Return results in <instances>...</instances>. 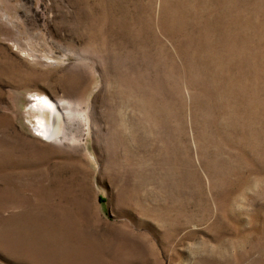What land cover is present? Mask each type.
<instances>
[{
  "label": "rangeland",
  "instance_id": "374dc122",
  "mask_svg": "<svg viewBox=\"0 0 264 264\" xmlns=\"http://www.w3.org/2000/svg\"><path fill=\"white\" fill-rule=\"evenodd\" d=\"M0 264H264V0H0Z\"/></svg>",
  "mask_w": 264,
  "mask_h": 264
},
{
  "label": "bare ground",
  "instance_id": "6f19581e",
  "mask_svg": "<svg viewBox=\"0 0 264 264\" xmlns=\"http://www.w3.org/2000/svg\"><path fill=\"white\" fill-rule=\"evenodd\" d=\"M43 105H45V106L47 105V107L49 106L51 108L53 114H51V119H50V122L49 123L52 126H54L55 125V119H56L57 114H58L57 113V110L48 101H47V103H44ZM43 105H42V102L37 103V106L40 107V109H43L44 108ZM40 109H39V111H41ZM39 113H40V116L38 117V122L41 125L40 128L42 129V135H45V138H49L50 137V133H49V135H47V132H48V127H47L48 126V123H47L45 117L43 115H41V112H39ZM51 129H53V127ZM51 129H50V131H51Z\"/></svg>",
  "mask_w": 264,
  "mask_h": 264
}]
</instances>
